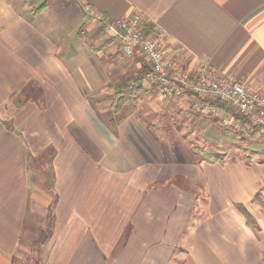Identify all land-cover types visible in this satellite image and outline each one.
<instances>
[{
    "label": "crops",
    "instance_id": "0c3cea01",
    "mask_svg": "<svg viewBox=\"0 0 264 264\" xmlns=\"http://www.w3.org/2000/svg\"><path fill=\"white\" fill-rule=\"evenodd\" d=\"M87 5L111 20L142 12L186 48L178 61L193 74L207 59L264 88V0H0V264L49 224L41 264H264V160L203 158L134 112L114 123L99 110L131 78L138 95H158L150 108L187 105L192 125L220 122L226 141L240 131L223 118L264 135L227 107L202 112L191 94L164 100L143 57L84 20Z\"/></svg>",
    "mask_w": 264,
    "mask_h": 264
},
{
    "label": "built area",
    "instance_id": "2783aa9c",
    "mask_svg": "<svg viewBox=\"0 0 264 264\" xmlns=\"http://www.w3.org/2000/svg\"><path fill=\"white\" fill-rule=\"evenodd\" d=\"M85 13L84 20L95 18L126 57L137 53L143 57L150 66L145 79L164 100L191 94L198 99V109L211 116H219L226 106L264 135V88H254L233 74L215 69L207 59L200 60L193 74L178 61L186 48L172 47L171 35L158 24L149 23L140 11L112 20L89 5ZM222 122L231 129L243 127L233 119L223 118Z\"/></svg>",
    "mask_w": 264,
    "mask_h": 264
},
{
    "label": "rangeland",
    "instance_id": "374dc122",
    "mask_svg": "<svg viewBox=\"0 0 264 264\" xmlns=\"http://www.w3.org/2000/svg\"><path fill=\"white\" fill-rule=\"evenodd\" d=\"M137 93L134 91L132 101L124 106H120L122 107L120 108L119 105L121 103L118 99L119 97L115 95V90H113L111 92V97H107V99H111L108 101V103L114 99L113 104L109 103L107 105H102L101 107L104 111L101 112V110H99V113L102 117L104 116L106 120L114 116L113 119L119 122L121 117L127 115L130 112H134L150 129H153L159 140L168 141L169 143L174 144L175 142L173 139H175L179 143L190 144L192 146L191 148L193 150H198L203 158L217 161L218 159H229L230 157H234L236 159L243 158V156L248 155L251 156L250 158L252 159L256 158L264 160V151L255 155L252 152L249 153V150H247L248 148H254L258 144L263 150L264 145L260 140V135L248 138L245 137V133H242L244 127H242L241 130L230 129V131L238 130L241 133L239 132V134L234 135L235 139L229 138V140L226 141V134L222 131V125L220 122L214 123L211 121L212 119L209 118L208 120H210L211 123L200 122L202 126L199 124L192 125L191 122H189L191 118H186L187 112H190V110L187 109V105L186 107L182 103L172 104V106L169 104L168 106L162 107V110H156L155 108H150L149 104L150 99L155 101L156 99L159 100V97L156 93H151V98L146 95V92H143L140 95ZM32 95L36 99H41L43 91L40 88L33 89ZM109 111L111 116H109ZM178 113L181 115L179 116ZM197 116L199 115L195 114V117ZM195 117L194 119L192 118V120H195ZM201 151H203V153H201ZM48 157L49 154L45 156V159H48ZM41 163L42 162H39L38 165ZM50 172L51 171L49 170L46 172L48 177L51 175ZM47 189L49 190V187H47ZM40 244L41 243H37L31 246L32 248H21L18 252L19 257L15 258L16 264H41L40 261L42 254L41 252L38 253L39 248L41 251Z\"/></svg>",
    "mask_w": 264,
    "mask_h": 264
},
{
    "label": "trees",
    "instance_id": "16d2710c",
    "mask_svg": "<svg viewBox=\"0 0 264 264\" xmlns=\"http://www.w3.org/2000/svg\"><path fill=\"white\" fill-rule=\"evenodd\" d=\"M131 78H124L123 80H121L120 82H117L116 83V86H115V94L119 97V101H120V106H124L128 103H130V101H132V96H133V92L134 90L132 89V82H129ZM122 108V107H120ZM236 113V112H235ZM237 114V113H236ZM239 117H242L238 114ZM243 118V117H242ZM120 121L123 120V118L121 117L119 119ZM113 121V120H112ZM116 121H114L115 123ZM50 221L52 222V218H50L49 220V223ZM52 236V225L49 224L47 229L43 230L39 235H38V238L36 240V243H46ZM40 244V245H41ZM40 253V248H39V252Z\"/></svg>",
    "mask_w": 264,
    "mask_h": 264
}]
</instances>
